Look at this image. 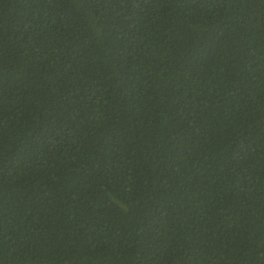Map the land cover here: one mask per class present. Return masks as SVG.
<instances>
[{"label": "trees", "instance_id": "16d2710c", "mask_svg": "<svg viewBox=\"0 0 264 264\" xmlns=\"http://www.w3.org/2000/svg\"><path fill=\"white\" fill-rule=\"evenodd\" d=\"M0 264H264V0H0Z\"/></svg>", "mask_w": 264, "mask_h": 264}]
</instances>
